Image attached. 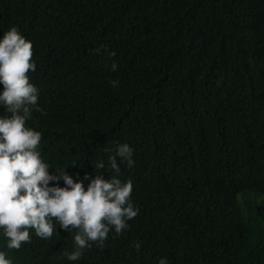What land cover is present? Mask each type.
Wrapping results in <instances>:
<instances>
[{
    "label": "trees",
    "instance_id": "obj_1",
    "mask_svg": "<svg viewBox=\"0 0 264 264\" xmlns=\"http://www.w3.org/2000/svg\"><path fill=\"white\" fill-rule=\"evenodd\" d=\"M10 26L32 43L41 156L86 187L128 143L138 208L74 262L55 223L18 250L0 236L12 264H264V0H0Z\"/></svg>",
    "mask_w": 264,
    "mask_h": 264
},
{
    "label": "clouds",
    "instance_id": "obj_2",
    "mask_svg": "<svg viewBox=\"0 0 264 264\" xmlns=\"http://www.w3.org/2000/svg\"><path fill=\"white\" fill-rule=\"evenodd\" d=\"M31 56L32 43L16 26L0 36V236L5 249L18 250L22 243L30 242V229L36 237L48 240L55 223L72 236L74 247L63 256L74 262L93 243L103 248L110 231L119 235L138 214L130 199L132 181L120 179L119 167L134 166L133 148L128 143L116 144L107 158L110 179L96 175L86 187L87 175L74 181L66 167L55 169L46 162L40 152L41 132L26 123L33 111L44 115L38 104L39 90L27 75L36 68ZM116 69L113 62L110 70ZM109 84L116 87L118 81ZM84 123L86 118L79 112L66 134L77 133ZM104 167V162L95 165L96 169ZM50 181L54 182L52 186ZM0 264H12L3 250ZM158 264L166 262L162 258Z\"/></svg>",
    "mask_w": 264,
    "mask_h": 264
}]
</instances>
